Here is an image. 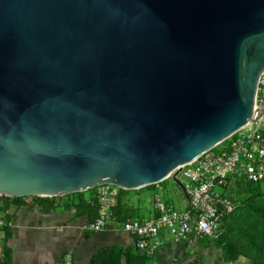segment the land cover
<instances>
[{
  "label": "water",
  "instance_id": "95a60500",
  "mask_svg": "<svg viewBox=\"0 0 264 264\" xmlns=\"http://www.w3.org/2000/svg\"><path fill=\"white\" fill-rule=\"evenodd\" d=\"M264 0H0V196L163 182L247 123Z\"/></svg>",
  "mask_w": 264,
  "mask_h": 264
},
{
  "label": "built area",
  "instance_id": "2783aa9c",
  "mask_svg": "<svg viewBox=\"0 0 264 264\" xmlns=\"http://www.w3.org/2000/svg\"><path fill=\"white\" fill-rule=\"evenodd\" d=\"M261 104H264V71L258 77L254 99L255 108ZM233 180L264 183L261 121L247 123L215 148L176 169L163 182L155 184L154 189H135L137 216L121 224L113 220L112 209L119 192L125 190L112 184L96 187L94 200L88 202L96 203L97 214L84 226V231L98 233L114 224L132 238L133 248L152 257L164 235L169 237L170 245L190 248L203 238L216 239L220 235L225 218L236 208V204L223 194L224 187ZM168 181L182 191L181 203H185L182 208L164 199L163 183ZM11 226L7 209L0 210V233ZM2 257L1 247L0 262ZM51 264H73L72 252H64Z\"/></svg>",
  "mask_w": 264,
  "mask_h": 264
},
{
  "label": "crops",
  "instance_id": "0c3cea01",
  "mask_svg": "<svg viewBox=\"0 0 264 264\" xmlns=\"http://www.w3.org/2000/svg\"><path fill=\"white\" fill-rule=\"evenodd\" d=\"M85 197H88L87 194ZM75 198L65 195L40 204L28 197L18 205L10 204L7 207L12 223L9 227L12 264H51L66 251L72 252L73 264H87L91 255L108 242L131 246L132 238L114 224L98 233L84 231V226L89 222L86 216L76 214L73 207ZM50 203H53V209H48ZM87 233L92 234L90 238H86ZM3 243V233H0V248ZM195 246H172L169 237L164 235L153 260L165 264L173 261L179 263L186 252Z\"/></svg>",
  "mask_w": 264,
  "mask_h": 264
},
{
  "label": "trees",
  "instance_id": "16d2710c",
  "mask_svg": "<svg viewBox=\"0 0 264 264\" xmlns=\"http://www.w3.org/2000/svg\"><path fill=\"white\" fill-rule=\"evenodd\" d=\"M256 185L243 180L229 181L224 187L223 194L236 204L235 210L227 218H225L222 231L216 239L203 238L198 241V244L203 247H210L215 245L217 249H225V254L222 255L221 260L225 263H231L243 257L248 260L250 264H264V205L249 204L245 211L250 215V223H240L243 218V213L235 215L239 211L237 196L250 193L252 188ZM148 189H154V185L147 186ZM87 194L88 197H85ZM76 197L73 200V207L77 215L86 216L88 222H92L97 214V205L95 202L90 204L88 201L94 200V189L83 193H74L67 196ZM129 192L120 191L116 205L112 209V218L118 223H123L127 219L137 216V211L133 210L125 201ZM36 203L46 204L53 198L31 197ZM23 198H3L0 197V210L7 209L10 204L18 205ZM53 203L48 205V209H53ZM92 234H86V238H90ZM11 231L9 228L3 230V246H2V260L0 264H12V248L9 246L11 239ZM121 246H103L93 253L87 264H112L114 252L118 254L123 253L127 264H149L152 256H148L132 246H126L122 251ZM114 264V263H113ZM194 264H201L194 262Z\"/></svg>",
  "mask_w": 264,
  "mask_h": 264
},
{
  "label": "rangeland",
  "instance_id": "374dc122",
  "mask_svg": "<svg viewBox=\"0 0 264 264\" xmlns=\"http://www.w3.org/2000/svg\"><path fill=\"white\" fill-rule=\"evenodd\" d=\"M163 189H164V199L172 203L174 206L182 208L185 203H181L184 199V196L182 194V191L173 183L171 182H165L163 183ZM67 196V195H66ZM137 196L136 191H129L128 197L125 198V201L127 204L130 205V207L133 210H138L136 207L138 204L134 201ZM69 197H72L71 195ZM132 199V200H130ZM146 201V198L144 199ZM237 201L239 205V211L236 212V216L240 215V213H243V218L239 222L240 223H250V215H247V211H245L246 206L249 204H261L264 205V186L263 185H256L252 188L250 193L242 194L237 196ZM1 204V203H0ZM119 244L115 243H106L104 246H115ZM122 248V251L125 250L124 245H119ZM81 254V253H80ZM225 254V249H217L215 245H212L208 248L203 247L200 244H196L194 248H192L190 251L186 252V255L180 262H168V264H194V262H199L201 264H250V262L243 257H238L237 260L231 262V263H225L221 260L222 255ZM112 264H127L126 258L123 256V253L118 254V251L114 252V258L112 259ZM149 264H165L163 262L158 263L156 260H152Z\"/></svg>",
  "mask_w": 264,
  "mask_h": 264
}]
</instances>
